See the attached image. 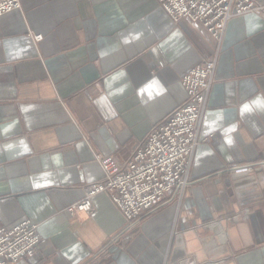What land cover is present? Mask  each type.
I'll return each mask as SVG.
<instances>
[{"label": "crops", "instance_id": "0c3cea01", "mask_svg": "<svg viewBox=\"0 0 264 264\" xmlns=\"http://www.w3.org/2000/svg\"><path fill=\"white\" fill-rule=\"evenodd\" d=\"M216 39L158 0H21L0 15V223L44 238L15 264H264V0ZM42 34L37 39L36 35ZM216 58L182 198L126 220L107 191L67 207L187 98L183 74Z\"/></svg>", "mask_w": 264, "mask_h": 264}, {"label": "built area", "instance_id": "2783aa9c", "mask_svg": "<svg viewBox=\"0 0 264 264\" xmlns=\"http://www.w3.org/2000/svg\"><path fill=\"white\" fill-rule=\"evenodd\" d=\"M174 21L187 17L201 22L216 38L223 36L230 18L261 9L256 0H158ZM21 0H0V15L21 8ZM37 39L42 34L36 35ZM217 59L194 65L182 76L187 98L155 126L132 155L120 161L113 155L97 153L104 175L84 186L81 200L67 207L72 215L91 213L93 197L107 191L123 213L126 229L111 239L131 236L136 219L171 198H182L192 183L190 170L201 137L199 125L213 83ZM43 237L39 223L26 217L8 226L0 223V264H13L37 255Z\"/></svg>", "mask_w": 264, "mask_h": 264}, {"label": "rangeland", "instance_id": "374dc122", "mask_svg": "<svg viewBox=\"0 0 264 264\" xmlns=\"http://www.w3.org/2000/svg\"><path fill=\"white\" fill-rule=\"evenodd\" d=\"M196 147H197V146H196ZM120 161H121V160H120ZM190 178H191V175H190ZM191 180H192V182H193V179H191ZM190 185H191V184H190ZM190 185H189V186H190ZM189 186H188V187H189ZM188 187H187V188H188ZM186 190H187V189H186ZM185 192H186V191H185ZM173 199H177V198H171V199H169L168 201H171V200H173ZM168 201H166V202H164V203H167ZM164 203H163V204H164ZM163 204L161 203V205L158 206L156 209H158L159 207H161ZM93 209H94V208H93ZM154 210H155V209H154ZM154 210H152V211H154ZM152 211L147 212V213H146L145 215H143L142 217L137 218V219H136L137 223H138L143 217H145L146 215H148V214L151 213ZM82 213H83V212H82ZM123 230L128 231V230H130V229H126V227H124ZM133 230H134V229H133ZM132 234H133V233H132ZM132 234H131V235H132ZM128 238H129V237H128ZM128 238H127L125 241H127ZM43 239H44V238H43ZM119 242L123 243L124 241H121V240H120ZM41 243H42V242H41ZM41 243H40V244H41ZM39 246H40V245H39ZM38 250H39V249H38ZM15 263H16V262H15ZM15 263H13V264H15Z\"/></svg>", "mask_w": 264, "mask_h": 264}, {"label": "bare ground", "instance_id": "6f19581e", "mask_svg": "<svg viewBox=\"0 0 264 264\" xmlns=\"http://www.w3.org/2000/svg\"><path fill=\"white\" fill-rule=\"evenodd\" d=\"M23 258H28V257H23Z\"/></svg>", "mask_w": 264, "mask_h": 264}]
</instances>
